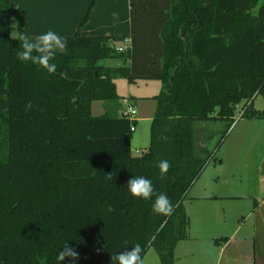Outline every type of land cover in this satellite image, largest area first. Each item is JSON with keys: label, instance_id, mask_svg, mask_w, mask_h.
Returning a JSON list of instances; mask_svg holds the SVG:
<instances>
[{"label": "trees", "instance_id": "trees-1", "mask_svg": "<svg viewBox=\"0 0 264 264\" xmlns=\"http://www.w3.org/2000/svg\"><path fill=\"white\" fill-rule=\"evenodd\" d=\"M258 1L131 0V49L116 51L126 40L120 36L78 32L66 37L69 51L57 53L53 74L19 61V41L9 37V107L0 111V264H40L37 257L60 264L67 243L79 253L75 264H111V255L137 243L143 258L155 246L162 264H174L177 244L188 237L184 201L208 163L219 161L197 142L196 123L230 129L241 103L243 117L264 118L253 108L256 96L264 97ZM0 6L26 32L11 0ZM122 57L129 66L102 64ZM121 78L162 82L150 145L137 156L133 122L92 114L94 101L119 99ZM162 159L171 164L163 179L156 167ZM132 176L151 179L155 192L172 201L171 215L152 211L155 195L133 198L126 188Z\"/></svg>", "mask_w": 264, "mask_h": 264}, {"label": "crops", "instance_id": "crops-1", "mask_svg": "<svg viewBox=\"0 0 264 264\" xmlns=\"http://www.w3.org/2000/svg\"><path fill=\"white\" fill-rule=\"evenodd\" d=\"M11 3L24 18L25 30L30 37L51 29L64 37L80 32L85 36H120L126 39L124 42L131 41V0H11ZM14 26L17 31L16 20L0 6V111L3 112L9 107L5 77L8 41ZM104 61L102 64L107 66ZM129 64L130 61L125 66ZM129 96L113 104L121 110L117 116H122L128 104L134 106L136 103ZM137 122L138 119L133 123V133ZM234 130L229 152L224 151L214 164L216 176L210 181L199 182L203 171L184 201L189 217L188 237L177 244L175 255L180 245H186L183 247H187L191 258L197 252H203L207 255L204 263L208 264H264V148L254 163L251 178L245 176V170L251 164L244 154L249 144H261L264 118H244ZM231 135L233 131L228 137ZM140 153L133 152L136 156ZM229 159L235 164L229 166ZM151 262L162 264L156 260Z\"/></svg>", "mask_w": 264, "mask_h": 264}, {"label": "rangeland", "instance_id": "rangeland-1", "mask_svg": "<svg viewBox=\"0 0 264 264\" xmlns=\"http://www.w3.org/2000/svg\"><path fill=\"white\" fill-rule=\"evenodd\" d=\"M264 4V0L258 1V6L255 8L254 13H257L259 8ZM13 30L16 31L15 26ZM107 66H125L128 63L124 57L122 58H110L104 61ZM117 93L119 95V99L128 98L129 95L132 96L133 99L136 100L134 104V108L137 111V119L138 122L136 124V131L133 133L132 139V149L135 154L144 151L150 144V129H151V119L155 116L157 111L158 102L154 99V96L159 94L162 90V82L160 80L153 79H140L134 83L129 82L127 79L121 78L117 79ZM118 100H110V101H95L92 104V112L95 115H104L108 114L111 116H117L121 113V110H117L113 107L114 103L118 104ZM131 99V98H130ZM245 108L244 103H241L238 106L235 122L230 127H227L223 122H198L196 123V137L197 142L200 146L208 145L210 151H214V157L219 158L221 154L225 152H229V144L232 142L233 136L235 134L234 128L237 126L239 122L245 117L241 116L242 110ZM253 108L257 110H264V97L262 95L256 96L253 103ZM228 130L226 136L224 137L226 131ZM233 131V135L228 137V135ZM211 137L209 138V136ZM209 138V141H208ZM229 138V139H228ZM226 142L224 143V141ZM220 142V143H219ZM224 144V145H223ZM223 146V147H222ZM222 147V149H221ZM264 148V138L261 140L260 145H252L249 144L248 148L245 149V159L251 164L248 169L245 170V176L247 178H251L253 176V172L255 170L254 163L257 161V158L262 154ZM216 149V150H215ZM221 149V152L219 151ZM235 162H232L231 159L227 161V164L231 166ZM237 163V161H236ZM215 161H210L204 170V174L202 175L199 182L204 180L210 181L214 176H216V167ZM233 168V167H232ZM246 178V179H247ZM237 181V178L234 179ZM190 244V243H186ZM196 244V243H195ZM186 245H180L178 252H174V264H198L204 260L207 255L203 252H197L194 257L191 258L187 251V247H183ZM176 249V248H175ZM152 261L156 260V263H161V258L158 252L155 249V246L150 247L147 251L146 256L144 258L145 264H151Z\"/></svg>", "mask_w": 264, "mask_h": 264}, {"label": "clouds", "instance_id": "clouds-1", "mask_svg": "<svg viewBox=\"0 0 264 264\" xmlns=\"http://www.w3.org/2000/svg\"><path fill=\"white\" fill-rule=\"evenodd\" d=\"M12 40L19 41V47L21 51L17 52V59L21 62H31L34 65L39 66L47 71L48 74L56 72L57 64L52 61L55 59L57 53L65 55L68 53L67 38L59 35L56 31L48 30L45 33L38 34L30 37L26 32L12 31L10 33ZM32 105L29 102L26 108H31ZM163 141L167 142L169 139L166 135L160 137ZM156 167L159 170L161 179L168 173L171 168V164L168 160H158ZM107 180L112 179V173H106ZM127 191L133 198H139L143 200H150L155 195V199L152 203V211L157 215L169 216L173 212L172 201L165 193H156L152 180L144 176H132L126 182ZM128 244L127 241L124 242ZM143 248L139 243L133 245L130 250L120 251L111 255V264H145L142 257ZM69 258L72 264H75L79 260V253L68 243L61 248L57 255V261H64ZM40 260V264H45L44 260L37 257Z\"/></svg>", "mask_w": 264, "mask_h": 264}, {"label": "built area", "instance_id": "built-area-1", "mask_svg": "<svg viewBox=\"0 0 264 264\" xmlns=\"http://www.w3.org/2000/svg\"><path fill=\"white\" fill-rule=\"evenodd\" d=\"M116 51L123 52L131 49V41H125L123 44L117 45ZM245 109L242 110L241 116H243ZM122 116L128 118L131 122H135L137 120V111L135 110L134 106L132 104H128L127 109L122 113ZM132 130H135V126L133 124Z\"/></svg>", "mask_w": 264, "mask_h": 264}]
</instances>
